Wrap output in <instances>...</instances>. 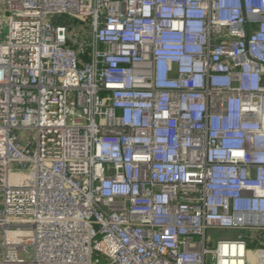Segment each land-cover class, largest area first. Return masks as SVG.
<instances>
[{"label":"built area","instance_id":"built-area-1","mask_svg":"<svg viewBox=\"0 0 264 264\" xmlns=\"http://www.w3.org/2000/svg\"><path fill=\"white\" fill-rule=\"evenodd\" d=\"M208 260L264 264V0H0V264Z\"/></svg>","mask_w":264,"mask_h":264},{"label":"rangeland","instance_id":"rangeland-1","mask_svg":"<svg viewBox=\"0 0 264 264\" xmlns=\"http://www.w3.org/2000/svg\"><path fill=\"white\" fill-rule=\"evenodd\" d=\"M61 18V16H60ZM61 22H68L70 23V20L67 18L61 19ZM230 230H221V232L219 233V235L221 236H230L231 234L235 233V232H229Z\"/></svg>","mask_w":264,"mask_h":264},{"label":"water","instance_id":"water-1","mask_svg":"<svg viewBox=\"0 0 264 264\" xmlns=\"http://www.w3.org/2000/svg\"><path fill=\"white\" fill-rule=\"evenodd\" d=\"M210 263V260H208V264Z\"/></svg>","mask_w":264,"mask_h":264}]
</instances>
